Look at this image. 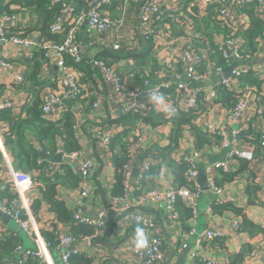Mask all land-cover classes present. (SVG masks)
Segmentation results:
<instances>
[{
  "label": "crops",
  "instance_id": "1",
  "mask_svg": "<svg viewBox=\"0 0 264 264\" xmlns=\"http://www.w3.org/2000/svg\"><path fill=\"white\" fill-rule=\"evenodd\" d=\"M1 1V0H0ZM5 6L9 4V0H3ZM191 0H165L160 7L163 19L158 23L159 36L154 41L150 42L152 48L150 50V56L153 62L147 60L146 65L149 66L146 71L152 70L153 74L148 90L140 84V78L138 74H141L142 68H139L132 59H124L115 61L114 65L127 89H141L144 88L139 101H146L149 104H153V111L161 113L165 118H169L174 112L186 110L184 104L171 97H164L165 105H157L152 99L151 90L154 89L158 83L170 80L172 82H179L184 80L182 71L178 64L174 63L181 51L183 50L186 42L190 39L192 45L200 49V53L203 57L209 56L208 40L206 34L203 32L194 30L193 35L189 37L186 33L179 28L176 19L186 17V10L188 3ZM194 1V0H192ZM198 5L202 0H195ZM89 6V5H88ZM88 6L83 8L80 6L78 12H85ZM137 9L138 5L134 3H128L124 11H120L112 3L106 6L104 11L111 20H116L119 17H123V26L115 32L110 29L106 33H97L90 30L87 24L84 22L77 27L76 38L79 50L82 54L83 63L90 64L92 60L97 59L102 51L108 52H142L144 47H147V43H142L140 40V30L137 27ZM15 15V21L13 27H24L31 23L29 14L25 11H11ZM0 15V16H1ZM239 33H242L248 25V22L244 16L236 12ZM260 16V15H259ZM264 19V16H260ZM22 34V33H18ZM16 34V35H18ZM37 34L27 35L25 37L30 39H37ZM224 33L222 31L212 32V40L216 47L220 46L224 40ZM237 40V39H236ZM240 40V41H239ZM237 40L239 45H242V39ZM114 42H118L121 46V50L114 51L112 45ZM18 48L10 44L9 42H0V60L5 59L13 63V68L10 71L0 70V103H11L13 109L10 108L15 114L21 112L22 107L28 102L29 97L24 91H16L13 87L15 77L20 75L23 77L25 72V66L21 63L22 58L17 57ZM231 53V51H230ZM264 63V36L258 39L256 51L250 55L248 59L231 61L229 65H236L235 69L241 70L244 73L252 71L259 64ZM145 65V66H146ZM152 66V67H151ZM225 67V68H226ZM208 73L205 74V79L197 82H189L191 88H213L214 85L220 81H216L214 78L217 75L214 68L207 67ZM233 70V69H232ZM57 70L53 67L50 73H44L42 70L39 73L38 79L40 82H46L49 84V79H54V73ZM231 73V72H230ZM84 77L81 81L83 89V98H91L94 100L92 104L86 100L83 103L82 109H80L78 115L81 117L82 133L79 139L81 142V150L86 156H91L97 162L96 168L91 176L92 190L88 200H82L79 198V189L68 190L60 189V197L64 201L67 209L71 212L77 207L80 201L84 204V213L94 216L96 211L105 206L108 195L113 194L115 187V161L118 155L112 153L109 158L99 157L96 155V144L91 139L92 131L95 125L103 124L106 132L113 131L116 134L123 132V123L119 120L123 114V111L131 104H136L135 99H118L112 94V92L99 83L98 73L94 68L91 74H83ZM91 76L89 78L88 76ZM98 76V77H97ZM230 77V76H229ZM92 79L93 81H91ZM136 79H139L137 81ZM51 83V82H50ZM48 86V85H47ZM45 86V88H47ZM238 97L242 96L246 108L236 122H230L227 119L228 110L219 103H214L213 100L206 103L205 110L192 119V127L198 128L202 131L212 132L220 134L228 139L235 132L241 134L248 133L247 135H259L260 130L264 127V87L258 92L247 86L243 87L240 82L236 81ZM101 97L102 102L98 109H93L92 105L96 98ZM67 104V102H66ZM67 105H71L67 104ZM73 113L76 111L72 108ZM77 112V111H76ZM46 118V117H44ZM48 120V118H46ZM108 120L113 122L106 123ZM171 125L166 124L161 127L153 128L148 124L141 129L142 135L148 139L151 143L155 142L160 147H165L169 143V136L171 133ZM7 131V126L0 123V193L5 191L10 183V176L8 172L7 164L12 165V159L3 146V134ZM132 136V133H131ZM221 137V136H220ZM130 138V133L128 139ZM127 140V139H125ZM241 148L249 150L253 153L254 159L251 162H247L244 168L241 165V161H233L230 164L231 173H238V178L227 184H220L217 187L221 190L219 193H213L210 189L211 184H215L214 180H219L220 172H216L213 175L207 173V167L213 162L217 156L222 152L215 147L208 148L207 153L204 154L205 160L198 162L203 166L205 189L197 181L196 183L200 189V200L198 203L197 214L193 221L188 223V226L194 228V235H187L186 231H183L181 224L171 225L169 227L168 214L163 209H157L154 212L155 219L159 222L161 233L165 241V260L161 264H198L196 259H191V255L194 252L195 237L205 229H218L223 232L224 237L218 240H212L207 245V254L213 264H264V236L262 234L251 235L245 230H239L232 226L233 223L238 225L246 220L253 225L260 227L264 232V193L262 187L264 186V149L254 145L249 139L239 138ZM180 152L190 153L193 148V132L189 128L183 129V138L179 143ZM179 153V152H177ZM176 161H178L176 159ZM242 168L245 171H242ZM75 171V170H74ZM76 172V171H75ZM198 172V171H197ZM172 176L169 171L162 169L159 177L151 183H147V188L164 187L167 181H170ZM214 179V180H213ZM216 186V185H215ZM251 201L252 203H249ZM232 206L239 213H235L230 210H224L221 213L213 212V206ZM18 205L15 206L17 208ZM33 227L38 231L50 227L53 220L52 215L48 212L47 208L43 207L37 216H33ZM106 223V230L108 228V235L106 236V242L104 244L93 242H87L81 239L77 244L72 245L69 249L73 251L82 252L88 258L92 260V264H100L104 261L111 262L113 264H138L136 260L130 254V246L132 238L135 236V228L126 229L122 222L118 218L108 217ZM16 226V225H15ZM4 224L0 221V232L2 233H14L24 251L29 249L33 250L35 245L31 237L22 231L18 226ZM163 228V230H162ZM59 235H70L68 227L58 225ZM186 244L185 249H181V245ZM253 250V254L245 253L244 251ZM244 252V253H243ZM61 253L55 250L46 249V259L41 263L44 264H62ZM240 255L239 262L233 263L231 259ZM16 258L13 262L4 260L6 264H16L20 255H15ZM200 264H202L200 262Z\"/></svg>",
  "mask_w": 264,
  "mask_h": 264
},
{
  "label": "built area",
  "instance_id": "2",
  "mask_svg": "<svg viewBox=\"0 0 264 264\" xmlns=\"http://www.w3.org/2000/svg\"><path fill=\"white\" fill-rule=\"evenodd\" d=\"M21 0H9V4L15 3ZM51 4L59 6V14L55 18V21L50 25V33L60 34L66 28V37L60 45H54L52 43H46L43 45L47 49L45 58L48 63L42 67L44 73H50L54 67L57 71L54 73V79H49V82L54 83L55 88L47 87L42 91L40 111L43 117L48 120L58 121L62 119L63 113L67 106H72L75 111L73 113L74 123V137L78 140L80 149L73 152H65L61 147L56 149L54 155H60V163H51L49 167V173L58 171L61 172V164L67 165L73 168L79 175V198L82 200H88L91 195L92 184L91 176L96 168L97 162L91 156H86L81 150V142H79L82 133L81 117L78 115L82 105L79 102L83 97V89L81 84L82 74L73 67L66 66L63 59V54H67L74 62L82 61L83 57L79 50L76 38L77 27L86 22L90 30L97 33H106L110 29H114L117 32L124 24L123 17H119L116 20H111L105 13L104 9L110 5L111 0H92L89 3L88 9L85 12H74L75 6L67 0H50ZM165 0H125L123 6L119 9L124 11L128 3H134L138 5L137 9V27L140 30V40L142 43L152 42L159 36L158 23L163 19L160 7ZM172 1V0H169ZM254 1L257 3V10L260 16H264V0H202L200 6L202 9H206L207 6L217 4L219 9L217 12L218 17L229 26L235 27L234 32H239V24L237 23V6L241 2ZM15 15L12 13L3 12L0 16V42H9L18 48L17 57L25 58L31 56V51L37 46L36 39H30L25 36H8V28L14 23ZM179 28L183 30L186 35L191 37L194 32V28L191 23L187 21L185 17L176 19ZM227 37L223 40L218 50L221 53L222 59L229 65L231 61H239L248 59L249 54L242 55L240 52L241 44L239 45V39ZM240 41V40H239ZM114 51L121 50V46L118 42H114L112 45ZM231 51V53H230ZM201 56L196 51V48L192 45V41L189 39L186 42L180 55L175 58L174 63L178 64L181 68V75L184 80L177 83L170 80L163 81L157 84V86L151 90L152 96H159L161 90H168L174 88L178 94V101L184 104L186 111L192 110L196 106L197 97L200 96L204 101L210 102L217 98V92L215 88H191L189 82H197L205 79V76L198 75L196 73V65L201 61ZM90 64L97 70L99 76V83L106 86L114 96L118 99H135L136 104H131L127 107L123 114L129 112H144L148 113L153 110V104H149L146 101H139V98L143 92L142 89H127L124 84L117 68L114 65H109L102 60H92ZM13 68V63L8 59L0 60V70L10 71ZM216 74H220L223 71L221 67H215ZM243 72L238 69H233L230 73V77L227 79H220L218 84L226 88L232 93L237 92L235 78ZM259 75L264 73V63L259 64L252 70ZM23 77L18 75L15 77L14 83H21ZM144 87L146 90L150 83L144 81ZM72 100L71 105H67L68 100ZM102 98H96L92 105L93 109H98L101 105ZM11 103H0V110L13 109ZM246 108L245 101L242 96L237 99L235 106L227 112V119L230 122H236L241 118ZM111 121V120H108ZM107 121V122H108ZM106 122V123H107ZM148 124L143 122H137L134 125V129L131 132V138L127 139L124 150V162L120 167L122 173L121 181V193L109 194L104 207L99 208L94 216H90L84 213L82 204L78 202L77 207L71 210L72 219L82 225L90 226L97 232H102L108 222V217L118 218L126 229L129 228H143L148 238V246L144 249L137 251L134 245V237L130 246V254L136 260L138 264H161L165 260V241L163 239L159 222L155 219L154 212L157 209H163L169 216V227L171 225L178 224L179 214L175 209L177 200H180L186 208L190 211L192 218H195L197 214L198 203L200 200V189L197 186L196 178L198 171V162L204 161V154L208 149H193L190 153L180 152L179 148L173 153V158L180 162H184L187 166L185 177L187 181L194 184V189L186 187L177 188L172 184V179L167 181L164 187L147 188L144 186V174L150 172L159 163L158 158L155 156L152 150L153 146H158L157 143H151L145 138L141 129ZM103 124L95 125L92 131L91 139L96 144L97 158L104 157L109 158L111 151V140L116 132L104 130ZM213 132V131H212ZM235 132L228 139L223 137L219 146L215 147L218 150L227 149L228 152L225 158L218 163L211 164L207 167V173L222 171L228 173L230 171V164L235 160V157L251 162L254 159L253 153L249 150L241 148L238 134ZM218 134V133H217ZM260 146L264 147V127L259 132ZM179 152V153H177ZM53 155V156H54ZM44 156L51 157L44 153ZM8 172L10 176L9 187L16 197L11 201L8 207H3L0 203V212L9 214L16 225L28 234L35 245L32 255L38 257L41 260L46 259L47 244L40 235V231L33 227L34 218L30 212V202L34 196V184L33 178L29 174H25L16 171L15 168L7 164ZM134 172L136 176L134 177ZM210 189L213 193H219L221 190L210 185ZM264 193V186L262 187ZM18 205L17 208L15 206ZM24 216V218H23ZM237 223H233L232 226L236 229ZM163 230V228H162ZM187 235H194V228L189 227ZM224 237L223 232L218 229H205L201 231L194 241V252L191 255V259L202 264H213L207 254L206 245L212 240L222 239ZM87 242H92L90 237L83 238ZM79 241L71 235H62L59 238L57 247L54 249L61 253L62 264H70L69 258L71 255L82 254L79 251H73L69 248L72 245L77 244ZM186 244L181 245V249H185ZM16 255H20L16 264H23L27 258L28 252L24 251L21 246L16 248ZM252 252L251 254H253Z\"/></svg>",
  "mask_w": 264,
  "mask_h": 264
},
{
  "label": "trees",
  "instance_id": "3",
  "mask_svg": "<svg viewBox=\"0 0 264 264\" xmlns=\"http://www.w3.org/2000/svg\"><path fill=\"white\" fill-rule=\"evenodd\" d=\"M76 7H87L92 0H67ZM125 0H111L113 6L120 9L123 6ZM239 14L244 16L248 22L247 28L242 32H234V28L224 23L217 15L218 5L207 6L206 9H202L200 4L194 0L189 1L186 10L187 21L191 23L194 30L203 32L202 35L206 34L208 40V47L210 55L203 57L201 61L196 65V73L201 76H206L208 73L207 67H221L225 69L226 62L222 59L221 53L218 50L212 40V32L222 31L224 38L234 37L242 41L240 52L242 55H252L256 51L257 42L259 38L264 36V19L260 18L257 3L254 1L241 2L237 6ZM59 6L51 4L50 0H21L15 3L6 5L3 12L10 13L11 11H25L29 14L31 23L24 27H13V24L8 28V36H27L31 34H37V46L32 49L31 56L22 58L21 63L25 66V72L23 75V81L21 83H14L13 87L16 91H24L29 97L28 102L22 107L19 114H15L11 109L0 110V123L7 126V131L3 134V146L9 156L12 159V166L16 171L29 174L33 178L34 184V198L30 202V212L32 216H37L43 207L47 208L48 212L52 215L53 220L50 227L40 230V235L48 246L49 250H54L59 242V230L58 225L68 227L70 235L76 238L77 241L85 237H90L91 241L95 244L106 242V236L108 235V228L106 226L102 232H97L93 227L76 223L72 219L71 212L67 209L64 201L60 197V189L77 190L80 185V178L77 172L73 168L61 164V172L55 171L49 173V167L51 166L50 159L41 157L42 153L53 156L56 149L61 147L63 151L69 153L78 151L80 149L78 140L74 137V115L72 106H67L68 109L63 113L62 119L58 121L47 120L42 116L40 111L42 91L45 86L55 88L54 83L47 84L46 82H40L38 79L39 73L44 65L48 63L45 58L47 49L43 47L46 43H52L54 45H60L63 43L68 28H66L60 34L50 33V25L55 21V18L59 14ZM75 13H79L77 9ZM147 47H144L142 52H108L102 51L101 55L95 60H102L112 65L113 62L132 59L139 68H142L141 74H138L137 78H140V84L143 85L144 81L150 83L152 77V70L146 71L149 66L146 65L147 60L150 59V50L152 45L150 42L147 43ZM196 51L199 55L200 49L197 47ZM64 63L66 66L73 67L82 74L81 81L84 77L83 74H91L93 66L87 62L83 63L74 62L67 54H63ZM146 65V66H145ZM152 67V66H151ZM95 72L97 70L94 68ZM87 75V76H88ZM91 78V76H88ZM98 77V76H97ZM93 81L92 79H90ZM139 81V79H136ZM245 87L253 88L257 92L264 87V73L259 75L255 72H239L235 78V82ZM144 87V85H143ZM145 88V87H144ZM144 88H141L144 90ZM217 92V98L213 100L214 103L223 105L228 111H230L236 104L239 98L237 94L228 91L220 84L214 85ZM163 97H171L178 101V94L175 89L161 90L159 95ZM88 100L89 104H92L94 98H80L79 102L83 106V103ZM206 101L202 97L198 96L196 106L192 110H178L174 112L169 118H165L161 113L156 111L144 112H129L122 115L119 120L123 123V132L114 134L111 140V151L118 158L115 161V187L113 194L121 193V181L122 173L120 167L124 162V150L126 142L130 133L134 129V125L137 122H143L149 124L153 128L161 127L166 124H170L172 129L169 136V143L165 147L153 146L152 150L155 156L158 158L159 163L150 172L144 174V186L147 183L153 182L159 177L160 171L166 169L172 176V184L177 188L186 187L194 189V184L187 181L185 172L187 166L184 162L176 161L173 158V153L179 147L180 140L183 138V129L189 128L193 132V148L196 150L204 148H213L220 145L222 138L219 134L213 132L202 131L198 128L192 127V119L198 114L202 113L206 108ZM112 121H108L110 123ZM113 124V122H112ZM248 133L238 134V137L245 140H251L254 145L264 149L260 146L259 135H247ZM111 153V155H112ZM236 161H241V165L245 168L247 162L238 157L234 158ZM234 160V161H235ZM242 168V171L245 169ZM220 172L219 180H214L217 187L220 184H227L236 180L239 176L238 173H224ZM215 172H212L213 175ZM151 189V188H149ZM16 195L11 191L8 186L5 191L0 193V203L3 207H8L11 201ZM249 203H252L249 201ZM175 209L179 214V222L183 231H188L189 220L192 218L188 208L184 204L177 200ZM213 212L221 213L224 210H230L235 213H239L238 210L232 206H213ZM24 218V216H23ZM108 224V223H107ZM237 228L242 231H246L251 235L262 234L264 232L260 227L253 225L252 223L243 220V222L237 225ZM21 246L19 240L14 233H2L0 232V264H6L4 260L13 262L16 258V248ZM27 258L23 264H44L41 263V259L32 255L33 250L29 249ZM245 253L251 254L253 250L244 251ZM243 252V253H244ZM240 255L231 259L234 263L239 262ZM18 261V260H17ZM70 264H92V260L84 254L71 255L69 258ZM200 264V262H196ZM100 264H113L111 262L104 261Z\"/></svg>",
  "mask_w": 264,
  "mask_h": 264
},
{
  "label": "water",
  "instance_id": "4",
  "mask_svg": "<svg viewBox=\"0 0 264 264\" xmlns=\"http://www.w3.org/2000/svg\"><path fill=\"white\" fill-rule=\"evenodd\" d=\"M3 5H4V1L1 0L0 1V15H1V12H2ZM75 8L77 10H79L80 7H76L75 6ZM235 66L236 65L234 64V65H231V66L226 67L225 69H223L222 73L215 75L213 79H215L216 81H219L220 79H227V78H229L230 72L232 71V69L235 68ZM70 103L72 104V100L69 99L67 101V104H70ZM227 152H228L227 149L222 150V152L217 156L216 160L215 159H211V160H214V161H212V163L213 162H221L225 158ZM41 157H45L44 156V153L41 154ZM46 158L50 159V162L51 163H54V164L60 163V160H61V156L60 155H54V156L46 157ZM202 166H203L202 164H200V167L198 166L197 181L202 185L201 187L203 189H205V186H204L205 179H204V172H203V167ZM135 176H136V172H134V177ZM0 221L2 223H4V224H8V225L12 224L14 226L16 225V223L13 220V218L9 214H7V213H1L0 212Z\"/></svg>",
  "mask_w": 264,
  "mask_h": 264
},
{
  "label": "clouds",
  "instance_id": "5",
  "mask_svg": "<svg viewBox=\"0 0 264 264\" xmlns=\"http://www.w3.org/2000/svg\"><path fill=\"white\" fill-rule=\"evenodd\" d=\"M152 99L157 105H165V100L162 94L159 96H153ZM134 245L137 251L144 249L148 246V238L143 228H136L134 236Z\"/></svg>",
  "mask_w": 264,
  "mask_h": 264
}]
</instances>
